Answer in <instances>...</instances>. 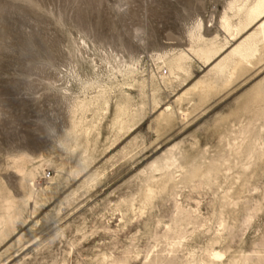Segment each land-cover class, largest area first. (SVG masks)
<instances>
[{
    "label": "rangeland",
    "instance_id": "rangeland-1",
    "mask_svg": "<svg viewBox=\"0 0 264 264\" xmlns=\"http://www.w3.org/2000/svg\"><path fill=\"white\" fill-rule=\"evenodd\" d=\"M256 1L0 0V264H264Z\"/></svg>",
    "mask_w": 264,
    "mask_h": 264
},
{
    "label": "bare ground",
    "instance_id": "bare-ground-1",
    "mask_svg": "<svg viewBox=\"0 0 264 264\" xmlns=\"http://www.w3.org/2000/svg\"><path fill=\"white\" fill-rule=\"evenodd\" d=\"M232 8L233 5L230 4L231 11ZM238 13L241 20L235 29L228 20L227 14H224L222 20L226 23L227 33L235 32V38H237L247 31L248 28L252 29L256 27L257 29L254 33L238 39L240 40L239 43L234 48L231 47L233 50L215 68L219 73L233 70L239 64L251 63L250 61L259 53L260 47L264 45V0H257L252 8L246 6L239 8ZM222 257L223 255L221 253H214L215 259H221Z\"/></svg>",
    "mask_w": 264,
    "mask_h": 264
},
{
    "label": "built area",
    "instance_id": "built-area-1",
    "mask_svg": "<svg viewBox=\"0 0 264 264\" xmlns=\"http://www.w3.org/2000/svg\"><path fill=\"white\" fill-rule=\"evenodd\" d=\"M167 72L165 70H162L161 75L163 76L164 74H166Z\"/></svg>",
    "mask_w": 264,
    "mask_h": 264
}]
</instances>
